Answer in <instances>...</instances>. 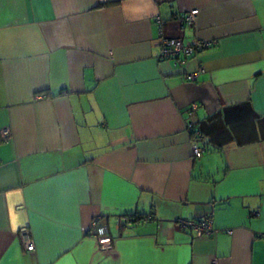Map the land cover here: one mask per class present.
<instances>
[{"label": "crops", "instance_id": "crops-1", "mask_svg": "<svg viewBox=\"0 0 264 264\" xmlns=\"http://www.w3.org/2000/svg\"><path fill=\"white\" fill-rule=\"evenodd\" d=\"M156 17L215 43L159 59ZM260 233L264 0H0V264H264Z\"/></svg>", "mask_w": 264, "mask_h": 264}, {"label": "built area", "instance_id": "built-area-1", "mask_svg": "<svg viewBox=\"0 0 264 264\" xmlns=\"http://www.w3.org/2000/svg\"><path fill=\"white\" fill-rule=\"evenodd\" d=\"M197 9L191 10L189 13L182 17L181 22L191 24L195 18ZM156 22L158 24V35L154 40V45L158 48L159 59L173 60L175 63H183L186 58L193 56L198 50L205 47L214 45V40L204 41V40H184L180 37H171L165 34L164 31V20L156 17ZM205 72V68L199 65L195 70L188 72L185 78L188 81H196L200 75ZM196 104H192L190 109H194ZM188 131L191 132L192 142L191 151L195 157H200L202 154V147L200 146V141L198 140V133L193 129L192 125L188 123ZM2 136L5 141L11 139V131L8 128L2 129ZM129 218L124 217V222ZM94 231L93 236L96 238L99 246L102 249L110 247L111 236L108 232L107 226L97 221H93ZM179 226L183 229H189L194 231L198 236L210 234L214 228L212 225L211 216H206L200 219H188L180 220ZM230 232V231H229ZM260 237L264 239V233H260ZM22 247L25 251H32L34 249L33 240L26 234V231H22Z\"/></svg>", "mask_w": 264, "mask_h": 264}, {"label": "trees", "instance_id": "trees-1", "mask_svg": "<svg viewBox=\"0 0 264 264\" xmlns=\"http://www.w3.org/2000/svg\"><path fill=\"white\" fill-rule=\"evenodd\" d=\"M139 218H142V216H141V217L137 216V217L134 218V219H135V220H138ZM131 220H133V219H131Z\"/></svg>", "mask_w": 264, "mask_h": 264}]
</instances>
